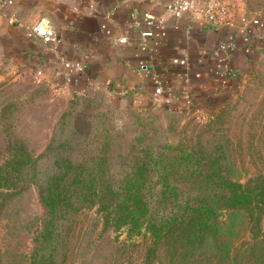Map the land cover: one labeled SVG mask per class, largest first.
I'll list each match as a JSON object with an SVG mask.
<instances>
[{
	"label": "rangeland",
	"instance_id": "rangeland-1",
	"mask_svg": "<svg viewBox=\"0 0 264 264\" xmlns=\"http://www.w3.org/2000/svg\"><path fill=\"white\" fill-rule=\"evenodd\" d=\"M239 1L251 14L260 12L263 27L261 35L253 38L258 48L252 49L239 88L225 96L221 111L213 118L202 112H158L149 121H155L159 131L156 133L153 128L147 137L180 140L206 154L219 146L230 177L264 184V0ZM68 102L63 107L62 101L53 98L33 75L0 81V165L26 152L35 157L41 155L56 130L57 137H65L59 123ZM81 110L93 125H115L112 133L121 135L119 139L124 143L138 133L127 102L119 104L99 97L98 102L87 103ZM96 133L100 132L94 129L83 139L91 140ZM123 149L114 144L107 162V174L116 178L124 172L118 163L124 159L120 154ZM68 151L76 156L79 150ZM52 161L50 156L41 157L37 167L24 169L22 175L31 177L29 180L20 178L17 186L0 185V264H31L44 215L40 187L55 169ZM103 215L98 203L78 212L68 235V256L60 264H145L146 251L152 243L150 233H130L126 226L108 223ZM260 215V222L253 227L245 208L224 207L217 218L216 233H210L203 244L192 248L186 258L175 264H257L264 252V208ZM169 263L168 244H164L152 264Z\"/></svg>",
	"mask_w": 264,
	"mask_h": 264
},
{
	"label": "trees",
	"instance_id": "trees-1",
	"mask_svg": "<svg viewBox=\"0 0 264 264\" xmlns=\"http://www.w3.org/2000/svg\"><path fill=\"white\" fill-rule=\"evenodd\" d=\"M262 28L260 25L259 33L250 31L247 45L252 49L258 48L253 38L261 35ZM99 97L111 100L99 93L72 96L59 123L65 137H57L56 130L41 155L35 157L26 152L0 165V185L17 186L20 178L25 182L31 178L22 175L26 166L37 167L41 157L53 158L55 169L40 187L44 215L31 264H60L65 260L76 215L94 203L99 204L108 223L126 226L133 234L143 230L150 233L152 243L146 251L145 264H152L164 244H168L169 264L186 258L192 248L203 244L210 233H216L217 218L224 207H243L249 212L253 227L260 222L264 184L230 177L219 146L206 154L180 140H148L149 131H159L149 117L159 114L154 108L135 107L132 97L127 105L138 133L124 143L119 139L121 135L112 133L115 125L96 126L85 119L82 107L98 102ZM219 110L206 114L213 118ZM94 129L100 133L85 141L84 136ZM114 144L121 149L126 146L120 153L124 159L118 162L124 172L118 178L106 172ZM68 150L79 151L74 156ZM256 262L264 264V252Z\"/></svg>",
	"mask_w": 264,
	"mask_h": 264
},
{
	"label": "crops",
	"instance_id": "crops-1",
	"mask_svg": "<svg viewBox=\"0 0 264 264\" xmlns=\"http://www.w3.org/2000/svg\"><path fill=\"white\" fill-rule=\"evenodd\" d=\"M170 1L15 0L0 15V81L33 75L63 107L75 94L99 93L119 104L132 97L135 107L159 113L219 109L241 85L253 51L247 45L251 30L238 22L210 26L190 10L174 17L166 11ZM239 3L248 16H258ZM147 13L163 17L164 24L148 23ZM43 15L52 19L58 41L24 33V23ZM149 29L153 35L143 38ZM224 41L231 44L228 70ZM64 60L83 68L65 67ZM158 83L163 100L152 91Z\"/></svg>",
	"mask_w": 264,
	"mask_h": 264
},
{
	"label": "built area",
	"instance_id": "built-area-1",
	"mask_svg": "<svg viewBox=\"0 0 264 264\" xmlns=\"http://www.w3.org/2000/svg\"><path fill=\"white\" fill-rule=\"evenodd\" d=\"M15 0H0V15L10 7ZM194 11L202 15L206 23L210 26L218 27L226 23L238 22L244 24V30H257L262 23L258 16H248L247 12L242 10L238 0H171L166 5V11L174 17H181L185 11ZM146 19L148 23L155 24L160 22L164 24V18L157 19L153 14L147 13ZM24 33L29 37H40L45 43L58 41V31L52 23V19L43 15L39 19L23 24ZM243 32H246L244 31ZM153 30H145L142 32L143 38L153 35ZM256 33V34H257ZM120 42H127L128 38L120 36ZM230 42L224 41L221 43V50H223V59L225 61L226 69H230L229 56H230ZM65 67H72L77 70L83 68L82 63L70 60H64ZM147 66V65H146ZM156 100H163V86L158 83L152 89ZM207 115L206 113H202Z\"/></svg>",
	"mask_w": 264,
	"mask_h": 264
}]
</instances>
